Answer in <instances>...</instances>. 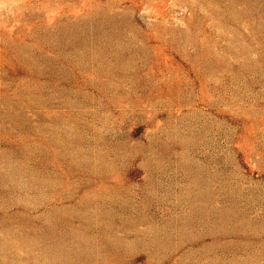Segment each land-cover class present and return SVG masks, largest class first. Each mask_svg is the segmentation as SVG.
<instances>
[{
	"label": "rangeland",
	"instance_id": "rangeland-1",
	"mask_svg": "<svg viewBox=\"0 0 264 264\" xmlns=\"http://www.w3.org/2000/svg\"><path fill=\"white\" fill-rule=\"evenodd\" d=\"M0 264H264V0H0Z\"/></svg>",
	"mask_w": 264,
	"mask_h": 264
}]
</instances>
